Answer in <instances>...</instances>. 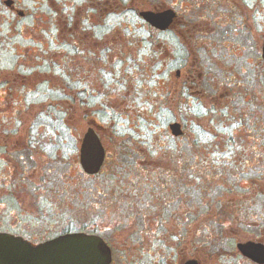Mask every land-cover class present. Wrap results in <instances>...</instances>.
Instances as JSON below:
<instances>
[{
    "label": "rangeland",
    "instance_id": "1",
    "mask_svg": "<svg viewBox=\"0 0 264 264\" xmlns=\"http://www.w3.org/2000/svg\"><path fill=\"white\" fill-rule=\"evenodd\" d=\"M1 1L0 77L8 74L13 90L6 100L0 94V230L34 233L43 238L68 228L94 227L95 223L102 229L110 228L102 233L112 243V264H181L188 257L203 264H251L236 245L249 240L264 243V78L260 77V73L264 75L260 57L264 0H245L251 7L250 17L247 15L250 25H243L235 37L222 40L215 53L211 50L222 61L213 60L211 77L220 78L222 83L224 78L234 76L237 83L241 82L220 85L222 95L217 108L206 104L201 86H192L188 97L185 94L187 104L180 95V86L170 82L166 85L172 65L168 53H160L158 37L147 38L150 44L140 39L143 44L138 54L134 43L138 38L115 40L123 44L122 51L108 53L109 87L117 95L113 92L92 102L90 116L104 126L101 132L106 136L105 143H122L121 156L95 178L85 175L79 163L80 144H74L71 137L69 107L64 102H52L46 95L41 101V97L34 96L36 92L24 86L25 74H34L28 68L40 66L42 53L50 61L46 72L53 71V67H67L61 59L54 66L51 63V24L13 15L7 20ZM17 2L31 13H42L39 0ZM127 14L131 21L126 22L125 17L123 24L136 25L132 12ZM214 17L224 23L223 17ZM37 35L44 39V51L33 45ZM221 39L203 38L200 62L205 67L207 48L203 46L209 40L218 43ZM181 40L184 52L190 55L191 41ZM28 46L32 47L29 54ZM174 50L169 48L170 52ZM240 65L246 74L241 73ZM117 69H123L122 79ZM205 87L210 98L213 87ZM44 89L51 93L47 82ZM182 102L186 103L183 108ZM173 120L183 123L188 138H170L169 123ZM84 125V120L77 124L78 134ZM5 147H12V152L7 151L12 153L13 161L6 160ZM33 147L38 148L39 156H35ZM19 153L25 154L24 161H18ZM115 194L123 199L118 210L116 205L104 204L102 210L90 211L94 195L107 200ZM150 196L153 208L149 213L164 222L144 228L138 213L148 212L141 201L146 202ZM171 201V207L166 205ZM180 222L183 240L180 233H174L179 231ZM217 241L221 243L214 245ZM221 245L224 249L219 251Z\"/></svg>",
    "mask_w": 264,
    "mask_h": 264
},
{
    "label": "flooded vegetation",
    "instance_id": "2",
    "mask_svg": "<svg viewBox=\"0 0 264 264\" xmlns=\"http://www.w3.org/2000/svg\"><path fill=\"white\" fill-rule=\"evenodd\" d=\"M59 1L60 0H39L38 8L41 9L42 13L37 14L31 13L25 8H21L18 5L17 0H2L1 4L4 7V11L7 13V15H4L7 20H10L13 15L19 19H25L29 17L32 21L42 20L51 24L53 30L49 31V35L52 33L51 38H54V45H52V49L54 51L50 52L52 54L51 63L54 66V64H58L57 59H61L66 61L67 67H53V71L46 72V65H48L50 61L49 58H46L43 55V53H40L41 51H44L45 48L44 39H41L37 35L33 45L40 48V52L38 51L39 55L37 57H40L41 54L42 61L40 62L39 67L28 68L31 69L34 74H25L27 79L25 80L24 86L26 89L29 88V92H36L34 96H36L37 99L41 97V101H44L43 99L46 95L47 97L49 96L52 102H64L66 106L69 107L67 112L72 119L71 137L74 139V144H80L78 156L79 163L83 169V173L88 177L95 178L100 176L104 172V168H106L107 164H116L121 156L120 150L122 143H105L104 140L106 139V136L101 132L104 126L97 119H93V117L90 116L92 113V102H99L103 99V97L110 95V93L113 92L115 95H117L116 91H111L109 87L110 71L108 57V53L110 52L117 53L118 51H122V48L120 47L123 46V44L121 43V40L115 41L116 39L123 38L122 40H124L125 38H138L137 42L134 41L137 48L135 54H138V50H140L143 44L142 40L140 41V39L145 38L144 42L150 44L149 41H147V38L158 37L160 39L158 42V46L161 47H159L160 53L161 51H164L163 54L165 55L168 53V63L172 65L170 69V75L168 77L169 81L166 83V85H168L170 82L172 85L180 86V95L182 97L184 96L186 99L184 102L187 104L188 98L185 97V94L187 96L189 89L193 88L192 86H201L200 91L203 94L202 97L204 96L208 102L206 104L211 105V108H217L219 107L220 97L222 95L220 88L221 84L223 86H230L232 84L241 85V82L237 83L239 80L234 76L231 78H224L225 81L222 83L220 78L214 77L213 79V77H211V72L213 71L211 66L214 64L213 60L215 62L220 61L222 63L218 56L216 58V55L211 53V50H213L215 53L216 46L219 43L222 44V40L225 42V38L235 37L237 31H240L241 33L240 28L243 25H250L247 21V15L250 17L251 7L245 0H138V2L137 0H72L69 4H60ZM204 11H206V14L203 15ZM131 12V16H133L132 20L136 23V25L131 23L130 26H126V24H123V22H125L124 18L127 17L126 22H128L130 17L127 13ZM148 13L156 17L152 18L155 22H153L151 19L152 15H147ZM112 14L117 17L115 19L110 18V15ZM214 16L223 17L224 23L216 20ZM141 34L145 37H142ZM213 36L222 39L218 41V43H211L209 40L210 43H205V46H203V48H207L206 59H204L208 62V67L206 66V68L202 64L203 62H200L203 57L201 56L199 45L203 42V38L207 39L208 37ZM185 38H189V43L191 41L190 55L189 52L187 54L184 52V47L182 46L181 39ZM263 46L264 39L262 43V53L260 56L262 59V64H264ZM144 47L147 48V46ZM171 47L175 49V52L169 51V48ZM30 48L32 47H27V54L31 53ZM58 48L61 50L59 49L58 51ZM227 49L230 50L229 47ZM174 56H176L175 61ZM190 56V62H192L191 64H189ZM226 57L227 56H225V58ZM119 60V58H115V61ZM224 60L226 61L229 59ZM239 67L241 73L246 74L244 67H242V65ZM49 69L51 68L49 67ZM117 70L119 73H121L118 74L119 79H122L124 76L123 69ZM4 75L5 76L0 77V94L2 95L3 99L6 100L9 98V95L13 90V83L8 77V74L5 73ZM114 75H116V73ZM260 75L261 78H264L262 73H260ZM49 78L52 79V84ZM45 82H47L48 86L51 87V93L45 92ZM204 85L212 87L218 85L216 88H212L214 93L211 94L210 98L208 97L210 93L206 90ZM202 86H204L205 89L202 88ZM192 93H195L194 90ZM185 104L182 102V108ZM182 108L180 109V115L183 112ZM106 113L109 114L108 111H106ZM81 120L85 121V125L84 129L80 131L81 134H78L76 127L77 124L81 122ZM174 123L180 124L181 133L179 135H175L172 132L171 125ZM90 130H93L100 139L105 153L104 161L100 170L92 174L86 172L81 163V147L86 133H88ZM169 131V136L172 140L182 141L183 139L188 138L186 128L180 121H171L169 123ZM33 148V153L35 152V156H39L38 148ZM8 149H10L9 151L12 152V147L7 148V150ZM2 150H5L3 153L6 160L12 158V153L8 152L6 147ZM77 155L78 154L75 153V159ZM24 156L25 154L19 153L18 161H24ZM175 156L176 155L171 154L172 159H177ZM1 159L5 160L4 157ZM32 159H34V157ZM134 160L137 162V157L134 158ZM24 175H26V173H24ZM19 176L24 180L25 177L22 175ZM150 176L152 177L151 173ZM262 179L264 181V175H262ZM90 192L92 193V189ZM98 193L102 195L104 194L102 191H99ZM94 200L96 202H94ZM141 202L146 203V209L148 210V212L140 211L138 213L140 223L142 226H144V228L156 227L158 222L161 221V224L164 222L162 219L158 220L149 213V210L153 208L151 196L146 202ZM122 203L123 199L117 194L107 200H103L102 198L99 199L94 195L92 202H89V206L91 212L102 210L105 207L104 204L107 206L116 205L115 209L118 210ZM166 205L171 207L172 201ZM170 212L172 213L173 211L170 209ZM171 215L173 217L174 213ZM177 228H179V231L177 232L175 230L176 232L174 233H180L181 240H183L185 237L182 233L183 226L181 222ZM71 229L72 228H68L67 231H64L60 234L43 238L35 235L34 233L24 234L7 230L4 232L21 236L34 245L69 232H85L91 235H98L111 248L114 261L112 243L109 239H106L102 233V231H108L110 228L102 229L100 225L94 223V227L90 226L89 228V226H86L81 230ZM210 236L213 237L211 233ZM218 243H221V241H217L215 244H213L218 245ZM239 243L242 242L237 243L236 249L240 255L249 263L258 264L257 262H254L253 260L244 256L239 251ZM190 259H196L200 264H203V262L193 257H188L187 259L183 260L181 264Z\"/></svg>",
    "mask_w": 264,
    "mask_h": 264
},
{
    "label": "water",
    "instance_id": "3",
    "mask_svg": "<svg viewBox=\"0 0 264 264\" xmlns=\"http://www.w3.org/2000/svg\"><path fill=\"white\" fill-rule=\"evenodd\" d=\"M152 18L156 17L152 15ZM152 21L155 22L154 19ZM171 129L175 135L181 133L178 123L172 124ZM104 155L100 139L90 130L86 133L81 147L84 170L91 174L98 172ZM238 249L254 262L264 264V243L249 240L239 243ZM112 261L111 248L98 235L69 232L34 245L21 236L0 231V264H111ZM183 264L200 263L196 259H190Z\"/></svg>",
    "mask_w": 264,
    "mask_h": 264
},
{
    "label": "trees",
    "instance_id": "4",
    "mask_svg": "<svg viewBox=\"0 0 264 264\" xmlns=\"http://www.w3.org/2000/svg\"><path fill=\"white\" fill-rule=\"evenodd\" d=\"M215 248H216V246L213 247V249H215ZM220 248H221V250H219V251H222V250L224 249L222 245H221ZM222 248H223V249H222Z\"/></svg>",
    "mask_w": 264,
    "mask_h": 264
}]
</instances>
